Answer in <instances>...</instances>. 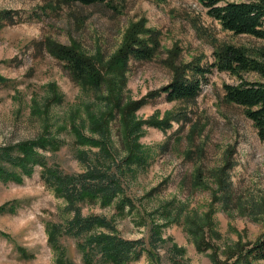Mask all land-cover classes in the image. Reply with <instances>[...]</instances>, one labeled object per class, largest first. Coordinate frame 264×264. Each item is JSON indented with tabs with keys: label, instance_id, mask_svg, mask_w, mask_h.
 Here are the masks:
<instances>
[{
	"label": "rangeland",
	"instance_id": "1",
	"mask_svg": "<svg viewBox=\"0 0 264 264\" xmlns=\"http://www.w3.org/2000/svg\"><path fill=\"white\" fill-rule=\"evenodd\" d=\"M0 11L15 13L12 22L0 25V147L49 131L60 146L46 153L48 162L65 172L82 171L75 154L85 148L75 143L72 128L88 126L103 94L73 81L44 47L46 40L76 46L89 56L98 53L106 64L132 25H141L142 38L155 32L158 47L151 60L129 59L122 71L107 75V80L117 76L124 102L136 103L171 81L173 70L166 62L173 53L176 66H206L223 46L248 52L260 47L253 37L223 30L196 0H110L92 6L0 0ZM205 77L189 104L161 96L134 111L144 123L138 143L150 159L133 178L124 179L132 205L83 206V214L111 218L120 236L146 245L152 225L166 240L157 248L161 264H235L243 248L264 236V140L241 108L223 101L222 86L236 84L237 78L216 69ZM245 78L264 82L256 73ZM175 112L190 120L181 131L174 121L164 129L146 124ZM190 124L197 125L193 146L186 141ZM119 126L117 119L110 121L116 145ZM40 171L35 167L19 184L0 181V264H59L48 231L69 214ZM225 175L227 202L220 187ZM58 244L72 264H83L73 239L62 237ZM172 245L183 252H169ZM129 264L151 261L143 252Z\"/></svg>",
	"mask_w": 264,
	"mask_h": 264
},
{
	"label": "trees",
	"instance_id": "2",
	"mask_svg": "<svg viewBox=\"0 0 264 264\" xmlns=\"http://www.w3.org/2000/svg\"><path fill=\"white\" fill-rule=\"evenodd\" d=\"M64 4L92 6L108 4L110 0H58ZM207 15L215 20L223 30L234 35H247L260 41V47L248 52L244 48L232 45L223 46L213 52L214 60L206 66L191 64L176 66L170 55L166 64L173 70V78L159 90L150 93L139 103L123 101L117 90L118 78L107 80L108 72L122 71L129 59L151 60L157 51L158 42L155 32L147 38L139 37L143 33L140 24L132 25L116 53L105 64L100 54H85L76 46H66L46 40L43 45L48 53L63 64L70 78L103 96L99 97L102 107L89 118L88 126L72 128L75 143L84 146L75 157L82 166L80 172H65L59 166L49 164L46 153L54 154L59 150L60 142L45 131L36 139L22 141L14 145L0 147V181L3 183H21L23 176H31L35 167H40V178L46 186L65 202V211L69 216L61 223L50 225L49 243L57 251L59 264H72L58 240L62 237L73 239L75 249L83 264H129L137 260L143 252L150 258L151 264H161L157 253L158 244L165 243L159 233L150 230L147 245L141 240H128L120 236L114 220L96 214H83L87 203L99 202L102 206L113 202L132 205L133 198L123 186L124 179L135 174L149 164L150 155L138 143L142 123L134 116L141 105L164 96L168 101L189 104L200 94L201 84L206 74L216 69L237 78L236 84H224L223 101L242 109L245 117L251 121L257 135L264 140V82L245 78V74L256 73L264 78V0H196ZM14 12L0 11V25L12 22ZM148 32V31H147ZM146 32V33H147ZM114 70V71H113ZM186 70H190L187 73ZM106 89V93L103 91ZM120 122L117 130V145L112 138L110 121ZM170 121L179 125L181 131L190 120L181 112H175L169 119L159 122H146L156 128L170 127ZM85 130L88 135L85 134ZM187 144L193 146L197 131L196 124H190ZM200 168L197 177L200 176ZM200 181V179H199ZM227 177H221L220 187L224 199L229 198ZM1 235V234H0ZM169 252L181 254L183 250L172 245ZM235 264H264V236L243 248Z\"/></svg>",
	"mask_w": 264,
	"mask_h": 264
}]
</instances>
